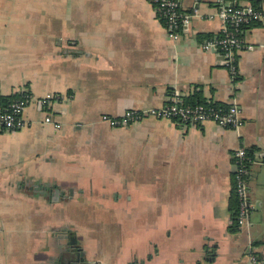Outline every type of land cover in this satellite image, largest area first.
Wrapping results in <instances>:
<instances>
[{
    "label": "crops",
    "instance_id": "0c3cea01",
    "mask_svg": "<svg viewBox=\"0 0 264 264\" xmlns=\"http://www.w3.org/2000/svg\"><path fill=\"white\" fill-rule=\"evenodd\" d=\"M178 1L197 14L174 41L151 0H0V97H61L48 110L59 129L33 100L28 126L0 133V264H52L70 237L94 264H249V243L264 264V26L247 30L254 49L239 53L234 82L202 49L221 26L203 17L251 0ZM175 92L235 99L244 124L100 120ZM238 148L253 151L248 231L230 210Z\"/></svg>",
    "mask_w": 264,
    "mask_h": 264
},
{
    "label": "built area",
    "instance_id": "2783aa9c",
    "mask_svg": "<svg viewBox=\"0 0 264 264\" xmlns=\"http://www.w3.org/2000/svg\"><path fill=\"white\" fill-rule=\"evenodd\" d=\"M158 19H160L172 40L179 38V30L187 28L197 12H186L182 9L178 0H151ZM204 19L217 18L220 21V31L217 36L208 38L202 44L204 51H215L230 72L232 81L238 78V55L244 51H251L254 45L248 42L246 32L250 26L259 24L264 26V11L256 8L251 2L243 5H233L220 1L214 14L203 17ZM18 97L11 101L6 108L0 107V133L17 132L28 126L24 112L34 100L38 108L45 114L44 123L60 128L54 123L48 110L51 104L61 97L56 94H46L33 99L26 92L18 93ZM146 118H154L175 122L179 125L200 126L206 122H212L221 128L239 131L243 126L241 110L235 99L226 107L213 103L189 104L186 103L179 93L175 92L169 103L162 108L145 110H127L122 115L114 117L101 115L100 120L113 129L127 128L130 125L140 123ZM234 166L232 180L235 194L238 198V227H245L248 231L250 226V211L248 195V170L252 160L247 157L244 148H238L232 156ZM254 247L248 245L249 264H257Z\"/></svg>",
    "mask_w": 264,
    "mask_h": 264
},
{
    "label": "trees",
    "instance_id": "16d2710c",
    "mask_svg": "<svg viewBox=\"0 0 264 264\" xmlns=\"http://www.w3.org/2000/svg\"><path fill=\"white\" fill-rule=\"evenodd\" d=\"M251 3H252V5L254 7L258 8L257 2L255 0H251ZM199 39H201V40L204 39L205 40L206 39V36L200 35L199 36ZM18 96H19L18 94H14V95L6 96V97H0V107L1 108H6L7 105L11 101H13L14 99H16ZM186 103L195 105V104H202V103H204V101L190 98V100H188V102H186ZM213 104L214 105H217V106H221V107H226V105H221V104H218V103H213ZM245 150H246V153H247V157L252 160L253 151L251 149H245ZM232 185H233V188H232V196H231V201H230V210L232 211L233 227L235 228V227L238 226L237 225L238 198H237V196L235 194L234 183ZM233 227H232V229H233Z\"/></svg>",
    "mask_w": 264,
    "mask_h": 264
},
{
    "label": "water",
    "instance_id": "95a60500",
    "mask_svg": "<svg viewBox=\"0 0 264 264\" xmlns=\"http://www.w3.org/2000/svg\"><path fill=\"white\" fill-rule=\"evenodd\" d=\"M69 243V249L56 258L52 264H94L85 261L84 255L73 237H70Z\"/></svg>",
    "mask_w": 264,
    "mask_h": 264
}]
</instances>
